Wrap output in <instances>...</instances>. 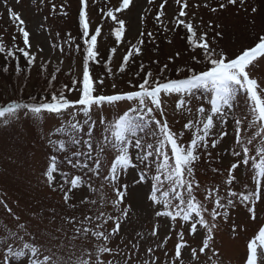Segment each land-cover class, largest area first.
<instances>
[{
    "label": "snow or ice",
    "instance_id": "6c2138e0",
    "mask_svg": "<svg viewBox=\"0 0 264 264\" xmlns=\"http://www.w3.org/2000/svg\"><path fill=\"white\" fill-rule=\"evenodd\" d=\"M0 2L23 43H15L17 37L12 36L13 43L8 46L0 36V54L15 61L17 76L26 73L27 78L36 66L47 80L39 100L32 96L29 101L14 99L0 105V118L19 119L22 115L42 120L45 113L59 118L58 126L44 137L49 153L41 179L47 189L60 196L62 209L59 213L52 209L51 219L43 224L39 213L24 219L0 201L13 221L0 228V264H10L13 259L19 264H223L216 248L221 221L231 220L230 231L238 236V229H246L232 220L233 212L243 211L251 221L264 214V82L253 74L258 61L264 59V34L252 46L230 55L217 42L222 32L216 29L221 25L208 21L204 25L207 30H202L203 18L194 23L197 17L191 10L203 7L218 13L233 7L239 14L248 13L250 8L254 15L258 6L249 5L248 0H215V6L213 0H203L202 4L174 0L178 12L169 27L162 19L168 0H162L155 22L165 32L185 29L192 65L204 67H178L176 78H170L164 75L171 71L167 63L154 73L145 71L141 62L135 73L137 82L128 81L132 90L107 95L101 91L105 77H96L92 65L103 63L108 77L123 74L135 57L143 54L145 36L155 43L151 31L141 30L135 42L126 39L125 21L117 14L128 9L133 0L100 9L102 19L114 22L110 34L116 44L128 45L116 72L111 65L117 48H111L108 58L102 59L98 38L103 24L93 30L89 0H79L82 44L76 43L74 51L82 53L80 75L73 77L71 85L59 87L56 81L61 68L55 67L49 77L52 61L40 56L37 63L44 48L36 45L33 51L22 13L9 6L10 0ZM49 3L52 14L69 15L66 2L59 6V12L55 3ZM147 3L152 5L155 0ZM150 11L144 10L142 25ZM209 31L214 33L211 39ZM75 39L67 34L65 43L70 50ZM50 47L65 52L63 44L52 42ZM175 55L178 58L180 53ZM21 57L25 68L20 65ZM8 71L6 64L3 72ZM111 87L115 89L116 84ZM73 92L77 93L75 99L70 98ZM241 94L246 111L237 114L236 100ZM120 102L127 103L126 110L109 118L106 111L117 108ZM176 117L186 120L180 129L174 128L180 123ZM227 139L232 143L221 147ZM202 162L223 179L211 184L202 181L198 175ZM241 168L248 170L246 179L237 175ZM139 193L151 209V219L141 224V230L125 233L122 225L131 222L133 213L131 197ZM173 239V248L168 249ZM158 252L163 253V260ZM244 264H264V226L246 241Z\"/></svg>",
    "mask_w": 264,
    "mask_h": 264
},
{
    "label": "rangeland",
    "instance_id": "374dc122",
    "mask_svg": "<svg viewBox=\"0 0 264 264\" xmlns=\"http://www.w3.org/2000/svg\"><path fill=\"white\" fill-rule=\"evenodd\" d=\"M51 2L57 5L58 12L59 6L66 2L67 7L65 10L69 15L64 17L52 14L49 0H44L43 4L40 3V0H36L35 4L32 0H21L20 4H15L14 0H10L9 6L22 13V18L26 21L27 29L31 33L30 41L33 45V51H35L36 45L44 48V53L38 54L37 63H39L40 56L52 61L48 66L49 77L55 67L61 68L56 81V87H59L61 84L71 85L73 77L80 75L82 53L74 51L76 43L82 44L77 19L79 0H51ZM161 2L162 0H155L154 4L149 5L147 0H133L128 9L117 14L120 19L125 21L127 29L125 32L126 39L135 42L141 30L153 32L156 39L155 43H151L148 37L145 36L143 54L136 56L135 62L130 63L123 74L117 72L114 77H108L103 63L92 65V71L96 77H105V84L101 89L103 94L111 95L116 92L132 90L128 81L137 82L139 78L132 76V74L139 70L141 62L145 65V71L151 69L154 73H158L159 69L167 63L171 71L166 70L164 75L170 78H176V68L192 65L191 56L193 53L187 45L186 30L180 27L175 32H165L163 26L155 22L154 17ZM197 2L202 4L203 0H189L190 4ZM120 3L121 0H89L92 29L94 30L97 25L103 24L101 36L98 38V48L102 59L106 60L108 58L111 48H117V53L113 57L111 65L114 72H116L118 65L121 63L122 56L125 54L128 45L123 43L120 45L116 44L114 36L110 34L115 27L114 22L110 18L102 19L100 9L118 7ZM213 3L215 6V0H213ZM248 3L251 6H258L259 10L256 14H251L250 8L248 13L241 11L239 14H237L236 9L233 7H229L228 10L218 13H211L203 7L199 9L193 8L191 11L195 12L197 17L194 23H201L200 17H202L204 22L201 25L202 30H207L204 25L208 21L220 24L221 27L216 29L222 32V37L217 38L219 47L223 48L230 55L237 54L242 49L252 46L257 41L258 36L264 34V0H248ZM146 8L151 11L147 14L146 20L142 25L140 17L145 15L144 10ZM165 12L166 16L162 17V19L165 24L172 27L173 25L169 21L178 12V6L175 5L174 0H168V3L165 5ZM0 14H2V19H0V36L3 37L6 45L11 46L12 44V39L8 35L16 36V40L22 42L21 36L15 24L10 22L2 2H0ZM45 17H47L46 20ZM252 21H255V24ZM57 32L60 33L59 37H56ZM68 33L76 38L75 42L71 45L72 50L65 43ZM213 35L214 33L209 31L210 39ZM169 40L171 43H168ZM52 42L63 44L65 52L61 54L59 51L52 50L50 47ZM177 52L180 53L178 58L175 55ZM169 57H175V60L179 61L175 64V61H169ZM22 60L24 59L22 58ZM157 60L159 64L153 63V61ZM59 61H63V63L61 64ZM131 65L133 67L129 68ZM192 66L199 69L204 67V65ZM25 67L26 63L23 65V68ZM253 74L264 82V59L258 61L256 68L253 69ZM181 75H184V73ZM46 83L47 80L43 75L39 74V69L36 66L32 67L31 73L27 75V78L26 73L17 76L15 70H9L5 76L4 73L3 77L0 76V105L14 99L29 101L32 96L37 97V100H39L40 96L43 95V88ZM112 83L116 84L115 89L111 87ZM70 98H77V93H71ZM168 103L171 105L172 100H169ZM127 106V103L120 102L117 108L106 111L105 114L109 118L115 117L117 114H122ZM167 111L169 112V122L172 123V108L169 107ZM235 111L237 114L246 111V101L243 94L236 100ZM96 115L94 112V118H96ZM176 119L180 118L176 117ZM184 122L186 120L180 119V123L174 124V128L180 129ZM58 124L59 118L47 113L44 114L42 120L25 118L22 115L19 119L11 117L0 118V201L7 203L14 212L24 219L32 217L34 213H39L43 224H47L51 219L52 209H55L58 213L62 211L60 196L53 194L47 189L41 179L42 170L45 167L49 153L44 137L47 132L58 126ZM228 131L231 133V126H229ZM188 135L186 133L185 139L188 138ZM231 143L232 140L227 139L221 147H226ZM215 154L216 152L214 151L213 155ZM212 166L218 165L213 164ZM198 175L202 181L209 184L223 179V177L214 175L210 167L203 162L198 169ZM237 175L242 179H246L248 176L247 168H241ZM130 202L133 204V213L131 222L122 225V230L125 233L141 230V224L147 223L151 219V209L144 201L142 193L134 194ZM232 220L240 225V228L246 230L240 231L238 229L239 234L237 236L230 231L231 220L228 223L221 221L220 229L216 234V248L221 254L223 264H244L246 241L260 227L264 226V214H261L257 221H251L245 218L243 211L233 212ZM6 222L9 225L13 223L3 205H0V228H3ZM147 226L150 228L151 224H147ZM174 242V239L169 242L167 245L168 249L173 248ZM143 251L144 249H141L142 253ZM157 255H160L162 260L164 259L163 253L158 252ZM208 255H211V253H208ZM10 264H19V261L13 259L10 261Z\"/></svg>",
    "mask_w": 264,
    "mask_h": 264
},
{
    "label": "trees",
    "instance_id": "16d2710c",
    "mask_svg": "<svg viewBox=\"0 0 264 264\" xmlns=\"http://www.w3.org/2000/svg\"><path fill=\"white\" fill-rule=\"evenodd\" d=\"M8 36H10V39H11V37H12V35H8ZM21 39H22V37H21ZM12 43H13V41H12ZM15 43H17V44H19L20 46H23V43L22 42H20V41H15ZM173 61H175V64L179 61H176L175 60V57H173ZM24 63H26L24 60H22V57H21V59H20V65H21V67L23 68V65H24ZM8 65V68H9V70H14L15 69V61H12V60H5V57H4V55L3 54H0V76L1 77H3V73H2V71H3V67L5 66V65ZM135 65V64H134ZM133 66L131 65L129 68H132ZM137 72V71H136ZM136 72H134L133 74H132V71H131V74H132V76H135V73ZM5 74L6 73H4V76H5ZM11 101V100H10ZM9 101V102H10ZM7 104V103H6ZM6 104H2V105H6Z\"/></svg>",
    "mask_w": 264,
    "mask_h": 264
}]
</instances>
